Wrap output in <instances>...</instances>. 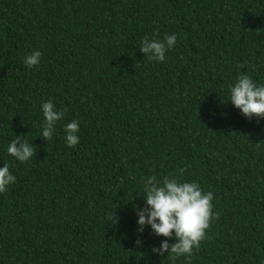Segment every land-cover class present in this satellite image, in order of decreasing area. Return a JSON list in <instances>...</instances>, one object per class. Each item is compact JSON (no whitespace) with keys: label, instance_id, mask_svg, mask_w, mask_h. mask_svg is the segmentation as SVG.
<instances>
[{"label":"trees","instance_id":"16d2710c","mask_svg":"<svg viewBox=\"0 0 264 264\" xmlns=\"http://www.w3.org/2000/svg\"><path fill=\"white\" fill-rule=\"evenodd\" d=\"M173 33L164 62L140 51ZM241 73L264 83V0H0V167L16 177L0 194V264H173L134 209L142 180L173 174L214 194L191 264H264V118L228 101ZM49 99L66 112L47 141ZM16 136L30 161L7 153Z\"/></svg>","mask_w":264,"mask_h":264},{"label":"clouds","instance_id":"9594fccd","mask_svg":"<svg viewBox=\"0 0 264 264\" xmlns=\"http://www.w3.org/2000/svg\"><path fill=\"white\" fill-rule=\"evenodd\" d=\"M177 44L176 34L166 35L164 40L152 39L145 36L141 42L140 51L150 61L164 62L166 53ZM42 52L37 50L24 58V64L28 68L38 66ZM228 101L240 111L241 115L251 119L253 116L264 118V83H257L251 75L241 73L235 78V82L229 86ZM43 122L41 124L42 136L47 141L55 133L58 121L64 118L66 109L58 111L51 99L41 105ZM64 140L69 148L78 145L80 137V124L78 120H72L63 127ZM7 153L21 163L30 161L34 157L35 148L27 141L17 137L7 146ZM16 182L15 175L7 164L0 167V194L5 193L8 187ZM146 206L134 205L137 216L138 232L142 235L146 228L151 229L152 234L164 237L158 248L152 252L167 258L175 264V261L183 257L187 264H191L190 258L194 250L199 249L201 242L206 239V230L210 222L216 219L213 212L214 194L212 191H204L196 181H184L173 174L158 180L155 175L142 180V192ZM175 242L169 244V240ZM141 245V240L136 241Z\"/></svg>","mask_w":264,"mask_h":264}]
</instances>
